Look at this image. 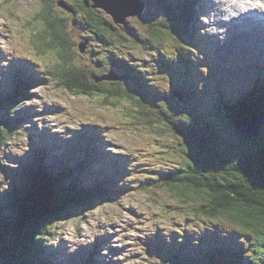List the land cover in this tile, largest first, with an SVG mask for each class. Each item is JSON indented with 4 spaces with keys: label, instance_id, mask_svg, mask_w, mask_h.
Wrapping results in <instances>:
<instances>
[{
    "label": "rangeland",
    "instance_id": "obj_1",
    "mask_svg": "<svg viewBox=\"0 0 264 264\" xmlns=\"http://www.w3.org/2000/svg\"><path fill=\"white\" fill-rule=\"evenodd\" d=\"M53 1L57 3L54 5ZM80 1L82 0H0V53L3 59L11 61L16 58L39 62L45 69L44 79L47 80L46 83L29 86L30 94L23 99L17 98L20 107L17 104L14 108L13 105L8 109H0L1 120L9 121L8 126L18 124L14 132L6 129L5 137L0 141L1 207L6 206L13 213L6 197L16 192V186L20 187L23 180L33 172L51 179L57 175L50 173L80 164L88 171L86 173L92 180H113L108 188L97 186L101 193L97 192V196H94L96 205L93 210L49 227V234L41 243L43 247L41 246L40 255L33 260V264H154L155 260L147 252L161 258L164 256L161 251L164 245L167 251L170 247L174 250L180 249L176 247V242L182 241L181 230L194 237V240L185 242L195 250L199 248L196 245H199L197 239L200 236L228 237L234 231L230 225L217 219L214 221L201 216L192 219L185 216L188 214L179 212L185 211V208L174 199L175 192L145 187L140 182L141 176L149 173L148 170L159 165L163 169L171 164L172 159L181 157L178 150L179 139L161 122L164 117L160 113L153 111L152 106V110L142 109L133 98L116 99L115 96L104 97L99 93L89 96L71 93L65 90L58 80L51 78L50 82L47 72L51 71L53 62L57 63L58 52L62 49L52 46L53 40L60 44H65V41L69 43L67 54L70 61L65 67L92 72V78L96 82L99 81L98 73L108 69L107 55L109 58L113 55L119 58L122 55L130 57L127 60L133 68L132 75L139 73L141 86H128L125 82V85H114V88H122L128 93L135 90L139 100L150 96L153 100L166 104H181L192 100L193 93H197L200 98L206 96L209 100L211 94L205 92L195 74H180L182 71L176 59L186 48L180 43V40H184L183 36L181 39L178 36L164 35L161 42H151L153 47L159 50L144 49L147 44L143 42L148 41L156 30L169 32L164 19H170L172 11L163 3L164 0H107L117 10L120 18L117 25L110 24L113 32L103 33L97 28L90 30L74 22L75 19L81 22L85 17L83 10L79 8ZM208 1L198 0V3L195 1L191 6L194 8L192 11L195 17H199L202 36L211 42L212 46L224 47L222 53L219 51L212 56V63L222 60L219 59L220 54L227 57L229 52L235 54L237 50L248 51L255 45L264 48V40L260 42V39L264 38V18L246 13L226 24L223 20L229 14L237 15L243 9L241 5L231 7L230 4L234 0H210L209 4ZM59 2H65L71 8L64 10L58 6ZM254 2L257 4L250 7L256 8L260 0ZM153 6L159 8L162 13L155 12ZM95 9L98 10L99 17H109L112 22L110 14L100 8ZM71 10L73 13H69ZM46 11H49L50 17L45 18V23L42 17ZM141 15L145 20L137 18ZM56 21L66 23V29L57 33V36H52V32L49 34L48 25L54 28L55 25L58 26ZM249 30H259L261 33L255 45L247 42L248 36L239 35ZM92 31L97 35H92ZM210 35H216L214 41L221 37L226 43L213 42ZM228 37H231L230 42ZM93 49L99 50L100 54H90ZM161 56L171 60L167 64L162 62L159 68L157 63L160 62ZM253 60L258 62L257 58ZM97 61L101 63L97 64ZM18 65L24 64L17 63L16 66ZM263 65L264 63H260L256 69ZM32 70L33 75L38 76L35 69ZM57 70L60 71V68ZM211 71L213 75L215 70L211 68ZM183 75L185 85L190 90L185 92L186 95L182 94ZM3 76L0 75V107L4 106L8 99L16 102V93L21 91L19 87H16V91L12 89L1 78ZM107 77L115 80L113 74ZM214 78L216 87H219L218 82H221L222 88L225 85L230 86L229 91L234 86L229 95L241 94L243 99L249 97L251 91H257L261 87L252 82L248 83L253 84L249 89L247 85L240 86L245 81H251L241 70L230 73L216 69ZM25 81L28 83L27 79ZM210 83H206V88L210 87ZM14 84L20 86L18 83ZM110 86L112 85L107 84L108 89ZM152 86L156 90H153ZM114 88L110 90L116 93ZM212 88H215L214 82ZM152 92L159 97L155 98ZM223 97H226L227 101L230 100L226 95ZM206 107L209 112H214V108L209 104H206ZM144 111L149 114L144 116ZM232 115L236 120L241 116L237 111H233ZM217 125L221 130V126L218 123ZM2 127L5 128L6 125L1 124ZM42 133L44 138H48L44 139V142H47L49 147L35 148L33 153V143L36 138V141L40 139L38 137L42 136ZM96 139L98 144L95 143ZM98 147L102 150L103 158ZM255 147L256 150L259 149V145L256 144ZM85 160L88 165L83 166ZM262 174L264 176V171ZM153 176L157 174L152 173L149 179ZM262 176L259 175V181ZM57 179L59 180L58 177ZM189 202L197 205L200 203L198 200ZM31 230L33 229L28 224L24 231ZM173 238L175 241H172ZM147 239L153 243L152 248H148L152 243H146ZM207 240L210 247L215 245L209 236ZM227 241L232 246L231 249L235 248L231 251L234 254L233 261L223 252L212 248H205L201 256L211 264H248L250 260L245 259L247 253L240 245L241 239L228 238ZM250 241L251 239L248 240L249 244ZM47 253V256L41 257ZM196 257L200 258L199 255Z\"/></svg>",
    "mask_w": 264,
    "mask_h": 264
},
{
    "label": "trees",
    "instance_id": "obj_2",
    "mask_svg": "<svg viewBox=\"0 0 264 264\" xmlns=\"http://www.w3.org/2000/svg\"><path fill=\"white\" fill-rule=\"evenodd\" d=\"M195 1L164 0L163 3H166L172 11V17L164 19L169 27V32L156 30V33H153L148 41L143 42V44H147L144 46L145 50H159L153 47L152 43L159 40L161 42L164 35L166 37L178 36L181 39V36H183L184 40H180V43L184 44L186 48L182 53L178 54L176 59L182 71L180 74H194L191 69L192 66L197 68L206 64L203 59L197 56L194 59L192 57L194 54L201 55L205 45L200 28L196 26L198 17L196 18L192 11L194 8L191 4ZM52 3L55 5L57 2L53 1ZM79 3L81 8L88 13L84 17L86 25H83L85 23L81 21L78 22L80 26L88 27L90 30L97 28L103 33L114 31L110 24L114 23L117 25V23L113 21L112 16L111 22L109 17L104 19L98 16V11L93 9V3L89 4L88 2V7L82 1ZM64 4L71 8L65 2ZM47 17H50L49 11H46L44 17H42L45 23V18ZM137 18L145 20L142 15ZM149 18L151 19L150 16ZM56 24L58 26L55 25L54 28L51 27L52 25H48L49 34L52 32V36H57V33L66 29V23L56 21ZM92 35L97 34L92 31ZM64 43L60 44L53 40L52 46L62 49L59 52L57 51V63L53 62L51 71H47L50 82L51 78L52 80H58L65 90L75 94L89 96L99 93L104 97L115 96L116 99L126 98L131 100L133 98L142 109L152 110V106L153 111L160 113L164 117L161 122L166 125V128L178 137V146L180 147L178 150L181 153L179 160L174 162L169 170L164 169L161 172L157 168L152 169L157 176L146 180L142 185L157 190L165 189L168 192H175L173 194L174 199L181 204V207L185 208V211L181 210L179 212L184 215L188 214L185 216H189L192 219L198 216L214 221L217 219L230 225L234 228V235L244 236L242 237L243 240L240 241V245L245 248L247 253L245 259L249 258L250 260L248 264H264V176H262V171H264V76L257 80L258 77L255 70L260 63H264V57H258V62L253 60L256 57L252 55L221 60L215 64L228 70L238 68L247 70L250 73L251 81H246L242 85H247V89L253 85L248 83L257 81L255 85H260L261 87L257 91H251L249 95L247 94L249 97L245 99H243L244 96L241 97V94L238 96L229 95L230 100L227 101L226 97L225 99L223 97L224 94L218 92L217 96L215 94L212 100L206 102L197 93H193V99L185 101L184 105L176 103L166 104L153 100L150 96H145L142 100H139L138 92L135 90H133V93H128L122 88L120 90L114 88V85L120 87V84L125 85V82H127L128 86H141V82L138 80L139 73L132 75L133 68L128 61L123 59L125 58L124 55L121 58L113 56L110 59L107 58L109 62L108 69L103 73H98L97 79L99 81L96 82L92 78L94 75L92 72L65 67V64L70 61L67 54L69 43L65 41ZM91 54L98 55L99 51L93 49ZM159 60V68H161L162 62L167 64L171 59L160 57ZM100 63V61H97V64ZM185 65L186 69L184 70ZM39 66L42 68L43 74H45V69L41 63H39ZM134 67L136 68L135 64ZM58 68H60V71L57 70ZM261 68L264 69V65ZM18 69L27 79L28 87L37 85L41 81L39 75H33L34 71L32 68H28L26 65H18ZM110 74L114 75L115 80L107 77ZM198 76L200 80L199 72ZM183 81L182 94L186 95L185 92H190V90L185 85L184 75ZM107 84L112 86L108 89ZM17 87L19 89L23 88L21 85H17ZM110 88H114L116 93L111 92ZM151 88L156 90L154 86ZM15 89L17 90V88ZM154 94L152 92L155 98L159 97ZM25 96L26 94L23 91L16 93V99L18 98V100L23 99ZM186 97L189 98L188 96ZM215 99L217 105L214 106ZM17 101L12 102L8 99V102L0 109H8L13 105L12 108L17 107ZM206 104L214 108V112H209ZM18 106L20 107L19 104ZM233 111L240 112L241 116L238 120L233 117ZM148 114L149 112L147 111L143 113L144 116ZM254 116L257 118L256 134L248 136L241 127V122L246 117ZM1 117L0 141L4 139L6 129L14 132L18 128L16 123L8 126L10 124L9 121L1 120ZM217 121L221 122L224 135L217 125ZM1 124L6 125V127L1 128ZM96 136L98 138V134ZM95 143H98L97 139ZM256 144L259 145L257 150ZM39 147H49V145L44 142L43 138L38 142L35 140L32 152L34 153V149ZM101 158H103L102 150ZM85 165H88L87 160L83 163V166ZM76 166L78 167L75 168ZM72 168L75 169L71 170ZM86 172L88 171L81 167L80 164L50 173L51 175H57L51 179L45 178L43 174L33 172V174L26 177V180H23L20 187L16 186V192L6 197L13 213L5 205V208L1 207L3 204L0 201V210L3 212L0 211V217L2 218L0 219L6 226V231L0 232V264H33V260L40 255L41 246L43 247L41 244L42 240L45 236H48L50 226L54 227L57 222L74 216H81L83 212L91 211L95 208L93 207L96 205L94 196H97V192H100L97 186H101L103 189L104 186L108 188L113 180H92ZM258 174L262 176L261 181L258 180ZM15 196H18V198ZM111 196L114 197L113 194ZM100 200H102L101 197ZM190 200H198L200 203L197 205V203L189 202ZM193 206H196V208ZM176 210H179V208H176ZM28 224L31 225L33 230L24 231ZM181 231L183 233L182 242H176V247L181 248L176 249L178 254H173L166 250L164 256L156 264H201L203 262L202 258H190V261H188V258L183 256L182 252H185L184 248L188 246L185 241L194 240V237L188 235L184 230ZM249 239H251L250 244L248 243ZM172 241H175L174 238ZM200 241L201 239L198 238L197 242ZM190 249L186 252H189ZM170 250L174 249L170 248ZM233 250L235 248L218 249L225 256L232 258V261L234 254L231 251ZM161 251L163 254L162 249ZM48 254H43L41 257ZM225 263L234 264L233 262Z\"/></svg>",
    "mask_w": 264,
    "mask_h": 264
},
{
    "label": "water",
    "instance_id": "obj_3",
    "mask_svg": "<svg viewBox=\"0 0 264 264\" xmlns=\"http://www.w3.org/2000/svg\"><path fill=\"white\" fill-rule=\"evenodd\" d=\"M83 1H84V4L86 6H88V0H83ZM89 1H91L94 4L93 8L102 9L103 11H105L106 13L110 14L113 17V21L115 23L119 22L118 18H120V15L117 12V10H115L113 8V5L109 1H107V0H89ZM59 6L65 8L64 4H59ZM121 23H122V21H121ZM256 123H257V118L255 116L254 117H246L241 122V127L246 132L245 133L246 135L250 136V135L256 134ZM1 219H0V231H6V226L4 225V223L2 222ZM1 222H2V225H1Z\"/></svg>",
    "mask_w": 264,
    "mask_h": 264
},
{
    "label": "bare ground",
    "instance_id": "obj_4",
    "mask_svg": "<svg viewBox=\"0 0 264 264\" xmlns=\"http://www.w3.org/2000/svg\"><path fill=\"white\" fill-rule=\"evenodd\" d=\"M209 2H210V0L208 1V4H209ZM255 4H257V3H255L254 2V0H234V2L232 3V4H230V6L231 7H236L237 5H241V7L243 8L239 13H237V15H231V14H229L228 16H227V18H225L224 20H223V23H230L232 20H234L235 19V17H241V16H243V15H245L246 13H251V14H253V15H256V16H260L261 18H264V8H261V7H259V4L258 5H256L257 7L256 8H254V7H250V6H255ZM88 7V6H87ZM251 10H253V11H251ZM260 14H262V15H260ZM19 108V107H18ZM43 134L44 133H42V136H40L39 135V137L38 138H40L38 141H40L42 138H43V140L45 139H48L47 137H43ZM89 134V133H88ZM51 139H53V138H49V140H51ZM55 139V138H54ZM94 138H92V140H93ZM36 140H37V138H36ZM48 140V141H49ZM37 141V142H38ZM98 144V143H97ZM64 151V150H63ZM101 185V184H100ZM101 192V191H100Z\"/></svg>",
    "mask_w": 264,
    "mask_h": 264
},
{
    "label": "clouds",
    "instance_id": "obj_5",
    "mask_svg": "<svg viewBox=\"0 0 264 264\" xmlns=\"http://www.w3.org/2000/svg\"><path fill=\"white\" fill-rule=\"evenodd\" d=\"M259 7L264 8V0H260Z\"/></svg>",
    "mask_w": 264,
    "mask_h": 264
}]
</instances>
